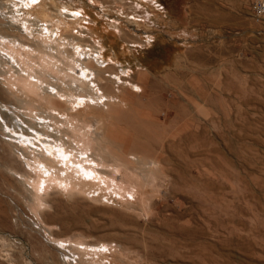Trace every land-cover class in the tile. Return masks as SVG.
<instances>
[{
  "label": "rangeland",
  "instance_id": "1",
  "mask_svg": "<svg viewBox=\"0 0 264 264\" xmlns=\"http://www.w3.org/2000/svg\"><path fill=\"white\" fill-rule=\"evenodd\" d=\"M187 2L0 0L5 34L33 44L18 31L30 21L100 52L90 61L110 97L81 112L131 191L51 187L35 208L17 149L44 137L11 126L19 116L26 133L30 118L0 82V264H264V21L188 36L168 26Z\"/></svg>",
  "mask_w": 264,
  "mask_h": 264
},
{
  "label": "bare ground",
  "instance_id": "2",
  "mask_svg": "<svg viewBox=\"0 0 264 264\" xmlns=\"http://www.w3.org/2000/svg\"><path fill=\"white\" fill-rule=\"evenodd\" d=\"M58 15L63 17L64 13L59 11ZM32 25L30 21H23L22 27L18 30L13 21L10 24L12 29H8L18 30L22 34L26 33L25 37L28 39L26 41L33 44H25L20 37L0 31V62L3 66L7 64L4 71H2L3 67L1 68L0 75L3 78H0V82L9 93L18 98L21 104L20 109H23L30 118L29 122L21 119L25 124L27 123L26 133L18 119L19 116L13 118L11 126H16L18 129L22 127L20 130L22 134L30 137L42 134L44 146L46 144L53 146V153H51L47 151V147L32 140L31 142L26 141L27 147L19 150L16 148L19 157L26 161L30 172L35 174L34 177L27 178L32 193L34 192L32 204L36 205L35 208L43 205L45 203L43 193L51 187L60 188L67 193L75 194L76 192L80 195H88L94 200L98 199L95 194L100 191H112L118 195L117 197L124 198L125 193L119 191L125 189L123 188L124 180L118 178L121 165L117 162L120 159L114 157L117 164H111L102 155L103 148L97 147L92 150V144H98L101 136L91 129L90 121L81 112V108L92 106L109 96H105L102 92L103 88L101 89L95 80L97 68L93 66L96 60L94 54L100 52L93 48L91 52L84 50V46L80 44L74 33L64 37L51 28H42L41 25L34 28ZM91 59L93 62L90 61ZM85 90L90 94H83ZM39 97H44L41 101L45 105L44 102L47 99L51 100L48 108L38 104L37 98ZM3 111L5 107L0 105V117ZM5 125L1 123L2 129ZM31 143H35V146L31 147ZM14 146L16 147L17 143H14ZM62 149L64 152L61 151ZM154 163L152 161L151 164ZM125 192L126 194L131 193L130 190ZM99 197L102 199L103 195L99 194Z\"/></svg>",
  "mask_w": 264,
  "mask_h": 264
},
{
  "label": "crops",
  "instance_id": "3",
  "mask_svg": "<svg viewBox=\"0 0 264 264\" xmlns=\"http://www.w3.org/2000/svg\"><path fill=\"white\" fill-rule=\"evenodd\" d=\"M249 14V0H188L186 8L177 13L178 17L174 16L168 26L170 29H186L188 36L201 34L220 38L236 23L244 30L249 29L252 19ZM181 19L185 26H180Z\"/></svg>",
  "mask_w": 264,
  "mask_h": 264
},
{
  "label": "built area",
  "instance_id": "4",
  "mask_svg": "<svg viewBox=\"0 0 264 264\" xmlns=\"http://www.w3.org/2000/svg\"><path fill=\"white\" fill-rule=\"evenodd\" d=\"M251 17L256 23L264 21V0H249Z\"/></svg>",
  "mask_w": 264,
  "mask_h": 264
},
{
  "label": "snow or ice",
  "instance_id": "5",
  "mask_svg": "<svg viewBox=\"0 0 264 264\" xmlns=\"http://www.w3.org/2000/svg\"><path fill=\"white\" fill-rule=\"evenodd\" d=\"M33 2H35V0H33Z\"/></svg>",
  "mask_w": 264,
  "mask_h": 264
}]
</instances>
